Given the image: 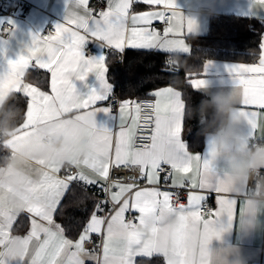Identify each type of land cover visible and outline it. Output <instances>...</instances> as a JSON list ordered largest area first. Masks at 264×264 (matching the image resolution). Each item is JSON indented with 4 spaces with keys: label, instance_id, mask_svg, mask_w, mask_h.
Segmentation results:
<instances>
[{
    "label": "snow or ice",
    "instance_id": "6c2138e0",
    "mask_svg": "<svg viewBox=\"0 0 264 264\" xmlns=\"http://www.w3.org/2000/svg\"><path fill=\"white\" fill-rule=\"evenodd\" d=\"M142 2L149 5L164 4L167 8L176 9V0ZM74 3L76 7L84 8L85 15L70 13L66 5L65 19L75 24L77 29H83L97 40L120 51H123L127 42V45L133 48L189 52V48L182 40L166 38L174 29L179 30L183 27L184 17L177 11H173L172 17L167 18L170 26L165 29L164 36H160L155 30L149 31L147 27L138 28L135 25H151L153 20H165L164 12L132 15L130 19L134 26L129 30L127 21L133 0H109L107 10L99 13V18L94 17L87 9V0H74ZM255 3L264 6V0H255ZM194 26V21L187 20L188 32H192ZM55 30L54 37L40 39L39 35L34 36L26 54L9 61L8 72L0 75V96L14 91L30 98L26 120L21 125L17 141H22L26 137H38L53 128L61 127L54 123V116L60 112L96 114L98 111L105 113L111 111L109 107H93L98 101L106 100L112 91L106 79L105 56L101 55L98 59L86 58L82 50L87 42L86 36L64 27L62 23L55 25ZM261 48L264 49V43L261 44ZM33 60L34 65L31 63ZM30 67L51 72L52 95L23 83L22 77ZM228 71L234 84L243 87V104L264 108V52L258 65H233ZM90 72H95L102 91L97 92L93 89L87 96L78 94L69 77L75 75L77 79L84 80ZM207 83L204 79L194 80L193 86L198 89L205 88ZM154 95L157 97L154 104L125 101L120 105L121 131L117 137L114 159L110 154L112 140L110 129L99 126L95 132L93 155L90 160L74 165L78 169L77 172L59 179L55 173L60 169H53V175L45 174L30 184L28 190L33 194V202L27 208V212L32 216L31 231L24 239L27 255L33 241L36 242V246L30 261H24V264H85V258L98 259L85 249L84 244L89 240L90 234L100 233L102 226L105 225V219L98 215L104 211L101 204L95 205V210L76 241L64 236V229L55 223L53 217L72 183L79 182L86 188L98 184L101 180L107 181L110 166L117 169L121 166L138 168L141 178L146 176L149 183H156L161 165H169L176 174L174 185L183 186L184 180L188 179L192 187L199 186L217 193L228 192L222 183L213 181L210 175H205L212 173L208 161L203 159L201 168V157L191 155L186 143L181 139L185 110L181 93L166 88L156 91ZM130 108L135 116L132 124L124 128L126 114ZM146 109L150 110L145 116L146 121L154 123L151 143L137 149L133 146L135 128L140 113ZM240 114L246 119L249 132L253 135L257 128L258 114L246 111H241ZM85 167L90 169L96 178L86 174ZM168 178L166 175L165 179ZM133 186V183L112 185L119 191L112 193L111 200L120 204V207L107 220L102 264H135V257H150L153 254L162 255L166 264H206L207 240L218 234L216 226L221 225L222 219L231 222L237 201L218 198L219 209L213 214L215 219H203L199 212V204L206 198L202 195L189 196L188 207L180 205L174 208L170 203L171 193L146 189L135 192L131 203L129 200L121 203L120 197L123 192ZM3 191V187L0 186V245L8 239L9 230L15 219V215L4 206ZM130 207L140 213L139 225L125 221L124 214ZM149 214L154 216V224L150 230L144 227L145 217ZM165 217L168 219L167 227L161 224ZM0 264H6L2 255Z\"/></svg>",
    "mask_w": 264,
    "mask_h": 264
},
{
    "label": "clouds",
    "instance_id": "9594fccd",
    "mask_svg": "<svg viewBox=\"0 0 264 264\" xmlns=\"http://www.w3.org/2000/svg\"><path fill=\"white\" fill-rule=\"evenodd\" d=\"M189 12L176 7L187 20L194 21L192 33L198 31L201 17H211L216 0H190ZM206 97L189 108L188 118L196 119L204 136L211 179L220 182L228 193L240 200L238 214L225 224L217 225V235L205 245L206 264H248L242 243L264 233V139L254 140L246 119L240 114V93L235 87L215 92L204 89ZM21 109L14 91L0 96V186L5 208L13 215L27 211L33 202L30 184L43 175L90 160L98 128L95 114L60 112L54 123L61 125L38 137L17 141L21 133ZM154 216L145 217L144 227L151 229ZM167 227V217L161 221ZM235 233V239L232 234ZM24 236L12 235L0 245L6 264H24L27 250ZM215 241V246H213Z\"/></svg>",
    "mask_w": 264,
    "mask_h": 264
},
{
    "label": "crops",
    "instance_id": "0c3cea01",
    "mask_svg": "<svg viewBox=\"0 0 264 264\" xmlns=\"http://www.w3.org/2000/svg\"><path fill=\"white\" fill-rule=\"evenodd\" d=\"M31 5V9L27 11L26 13H20L14 4H12L8 10L0 15V75H4L9 70V61L16 60L21 54H26L27 48L31 46L32 39L34 36L39 35L40 39H46L48 37H44L42 35L43 30L49 26L52 25L55 27L57 24H63L64 27L70 28L73 31H78L81 35L86 36L87 42L83 47L84 49L91 44L99 50L98 56H92L86 58H99L101 55H104V51L106 48H111L114 51H120L119 49H116L112 46L107 45L105 42L99 41L96 38L92 37L89 33L85 32L83 29H77L75 24L69 23L65 19L66 15V5L68 8V11L70 13H74L76 15H85V10L82 7H76L74 0H25ZM107 2V8L109 4V0H106ZM189 2L190 0H176V7L180 8L185 13L189 12ZM90 3L91 0H87V9L90 10ZM107 10V9H106ZM105 10V11H106ZM173 11H176L175 9L167 8L164 4L160 5H149L142 2V0H133L132 6L129 9V19L127 21V27L129 30L134 26L131 23L130 17L132 15H142L147 12H164L166 13H173ZM178 12V11H177ZM179 13V12H178ZM91 14L99 18V13L94 14L91 12ZM182 15V14H181ZM183 16V15H182ZM218 17H234V18H242V19H248V20H254L262 24L264 28V6H261L259 4L255 3V0H216V11L215 14L211 17H201L199 20V28L198 31L195 33L188 32L187 30V19L184 17L183 20V27L179 30L174 29L173 32L167 34V39L169 40H182L184 42V45H186L189 48V52H179V51H171L167 52L159 48L155 49H144V48H133L127 45V42L125 43V47L123 51L130 52V51H153V52H159V53H165L169 55H187L190 54L193 50V45L190 41V38L194 37H203L209 33L210 30V24L211 21L214 18ZM5 21H10L15 25L14 30L11 33L10 40H5L2 37V27L3 23ZM163 20H153L151 25H135V27L143 28L147 27L149 31L155 30L160 36H164V33H161L157 26L162 23ZM56 35V34H55ZM55 35H52L53 37ZM264 43V34L262 36V42ZM102 45V46H101ZM264 52V49L261 48V51L258 55V57L255 60H218V59H211L205 62V65L203 67V70L200 74L192 75L190 77L189 83L191 86L204 93V89L206 88H196L193 86L194 80H200L204 79L207 83V88L211 92L224 90L229 91L232 87H235L239 90L240 93V103L238 104V108L240 111H246V112H255L257 113L256 123L257 128L253 132V139L259 138L264 139V108H260L257 105H244L243 104V87L239 84H234L232 80V76L230 75L228 68H230L233 65H258L257 62L260 60V56ZM85 54V53H84ZM105 56V55H104ZM33 65L35 64V61L33 60L31 62ZM105 67L107 69L106 72V79L108 83L111 85L112 91L114 90V84L111 82L110 74H109V63L108 58L105 57ZM46 78L48 80L47 86L43 87L41 84V78ZM72 80V83L75 86V89L78 94L87 96L93 89H95L97 92H101V84L100 81L97 79V76L95 72L88 73L87 77L84 80H79L75 77V75H71L69 77ZM51 72H49L46 69H37L35 67H30L27 69L24 73V76L22 77L23 83L30 84L33 87H37L40 91L47 93L48 95H52L51 91ZM166 88H172L175 91L180 92L178 89L173 88L171 86H165L156 89L152 96L153 98L157 99V97L154 95L156 91L163 90ZM181 93V92H180ZM14 94H20L22 95L26 100V110H25V118L23 122L20 124L22 125L26 120V114H27V106L29 99L28 97L24 96L23 93H17L14 92ZM181 99L184 101L182 93H181ZM125 101L131 102L130 99H125ZM185 103V101H184ZM93 107L95 108H102V107H108L107 105V99L104 101H98L96 105ZM91 110V109H89ZM111 110V109H110ZM75 112V111H73ZM135 116L134 111L130 108L126 114V120L124 123V128H128L132 124L133 117ZM97 125L107 127L110 129L111 132V151L110 154L112 158L115 157V148H116V141L119 132L121 131V122H120V109L114 113L110 111L109 113H105L103 111H98L95 114ZM184 120H185V110H184V117L182 120V131H181V139L183 142L186 143L187 150L191 155H199L201 157V168H202V161L203 159L207 158V148H206V142L205 138L203 141V145L201 150L199 151H193L189 148L188 144V131L185 129L184 126ZM137 127V126H136ZM136 132V128H135ZM135 136V135H134ZM3 154L4 151H3ZM83 167V166H82ZM115 167H111L109 169V174L111 170ZM135 168V167H131ZM138 169V168H136ZM78 170V169H77ZM84 171L86 174L90 175L92 178H96L94 174L91 173V170L88 168H84ZM55 176L59 179H62L59 177L58 172L55 173ZM158 182L156 183H149L147 177H143L142 180H131V182L121 184V185H127L129 183H133L134 186L130 190H126L123 192V194L120 197L121 203L124 200L131 201L134 199L135 192L141 191V190H152L156 189L160 192H165L166 190H161L157 186L167 182L173 187H187L191 189L192 191L189 193V196H198L202 195L205 197L206 192H212L215 195V210L214 213L219 209V204L217 203L218 198H224V199H235L237 201V204L235 206L234 210V217L238 214L239 208H240V200L239 198L235 197L233 194L228 192H222L217 193L213 190L207 189V188H200L192 187L191 182L188 179L184 180L183 186L174 185L173 180L176 178V174L173 173L171 176L166 180L165 177H162L158 174ZM130 178L133 179V176L130 175ZM199 179V178H198ZM107 181H99L98 184L93 185L100 189H104L106 186ZM119 184V183H117ZM72 189V185H70V188L68 192ZM119 191L118 188L111 187L110 189V197L113 192ZM67 192V193H68ZM169 192V191H167ZM65 194V196L67 195ZM65 196L62 198L61 203ZM162 199V197H161ZM203 203V201L200 202V205ZM189 206V203L186 207ZM60 207V206H59ZM120 207V204H119ZM59 209V208H58ZM95 210V209H94ZM58 212V210H57ZM128 212H133L137 216V222H132L133 224L139 225V219L140 213L132 209L131 207L129 210L124 214V219L126 221V216ZM92 214V213H91ZM91 216V215H90ZM54 221L55 223L61 225L59 222H57V213L54 214ZM90 218V217H89ZM88 218V220H89ZM203 219H215V216L212 217H202ZM31 219L32 216L27 211L20 213L19 215L15 216V219L13 221L12 227L9 230V232L12 235H20L26 237L30 231H31ZM87 220V221H88ZM41 223H45L41 221ZM87 223V222H86ZM227 223L226 219L221 220V224ZM86 225V224H85ZM62 227V226H61ZM106 227L102 226V231L105 239L106 235ZM202 227V226H201ZM83 230V229H82ZM76 236V237H70L66 234L64 231V236L67 239L76 241L79 239V236L82 232ZM100 232V233H101ZM99 233H92L90 234L89 240L91 237ZM232 238L235 239V233L232 234ZM41 239H43V235H41ZM87 240L84 244L85 249L93 256L97 257L98 259H88L85 258V264H102L103 260V246H102V254L99 257L96 253H94L91 249L87 247ZM104 244V240H103ZM36 246V242L33 241L32 244L29 246V253L25 259V261H30L31 256L34 255V249ZM213 246H215V241H213ZM243 253L246 257H249V262H253L255 264H264V233H259L251 237L250 239L245 240L242 245ZM135 264H166V260L162 255L153 254L152 256H137L135 257Z\"/></svg>",
    "mask_w": 264,
    "mask_h": 264
},
{
    "label": "trees",
    "instance_id": "16d2710c",
    "mask_svg": "<svg viewBox=\"0 0 264 264\" xmlns=\"http://www.w3.org/2000/svg\"><path fill=\"white\" fill-rule=\"evenodd\" d=\"M263 34L262 24L254 20L234 17L214 18L207 35L190 38L193 45L190 54L169 55L153 51H130L127 52L123 68L115 64V56L111 54L108 57L110 79L114 89L121 87L124 100L153 98L152 93L165 86L178 89L185 101L184 126L188 131L189 148L199 151L204 136L200 133L197 120L188 118V111L189 108L198 105L206 95L191 86L190 77L200 74L205 62L211 59L255 60L261 51ZM167 57H173L175 60L171 69L165 64ZM41 80L42 86L46 87L48 80L43 77ZM14 96L15 103L21 109L19 121L21 124L25 118L26 100L20 94ZM2 155H4L3 150H0V156ZM95 205L94 198L72 187L58 209L57 222L68 236L76 237L84 228Z\"/></svg>",
    "mask_w": 264,
    "mask_h": 264
},
{
    "label": "built area",
    "instance_id": "2783aa9c",
    "mask_svg": "<svg viewBox=\"0 0 264 264\" xmlns=\"http://www.w3.org/2000/svg\"><path fill=\"white\" fill-rule=\"evenodd\" d=\"M14 4L16 9L20 13H26L31 9V5L25 1V0H0V15L4 14L8 8ZM107 8V2L106 0H91L90 3V10L92 13L97 14L105 11ZM166 19L163 20L162 23H160L157 26V29L164 33L165 29H167L170 24L168 22L167 18L172 17L171 13L165 14ZM15 25L11 23L10 21H5L3 23L2 27V37L5 40H10L11 33L14 30ZM56 34L55 27L52 25L47 26L43 32L42 35L46 38L52 35ZM85 56L92 57V56H98L99 50L96 49L92 44L84 49ZM111 54H114L115 56V64L119 67L123 68L126 63V56L127 53L125 51H114L111 48H106L104 51L105 57H109ZM171 61V63H169ZM175 63V60L173 57H167L166 58V66L168 68H173V65ZM259 64V62H257ZM134 103H155L154 98H139L136 100H133ZM124 103V99L122 98V91L121 87H118L111 91V93L108 95L107 98V105L111 109L112 112L116 113L120 109V105ZM147 113H150V110H144L140 113L139 120L137 122L136 132L134 136V144L133 146L137 149L143 148L145 145L151 143V135H152V129L154 128V123L150 121H146L145 116ZM154 119V117H153ZM254 140H260L259 138H254ZM78 170L74 166H68L65 168H61L58 172V175L60 178L64 179L69 173H75ZM158 174L162 177H165L166 175L168 177L172 174V169L169 165H161V168L158 170ZM130 175L133 176V179L130 178ZM131 180H142L140 177L139 170L136 168L131 167H124L121 166L119 169L113 168L109 174V177L106 182V186L104 189H99L96 186H87L85 188L84 185H82L79 182L72 183V186L78 188L79 190L83 191L87 195L91 196L95 199L96 204H101L104 207V211L101 213H98L102 218L105 219V225L107 223V220L110 219V216L114 214V211L119 208V204H116L112 202L110 197V189L112 185L114 184H125L128 182H131ZM161 190H166L171 193V199L170 203L174 208L179 207L180 205H184L185 207L189 203V193L192 191L191 189L187 187H173L169 183L165 182L159 186H157ZM205 200L199 207V212L201 217H212L214 214V210L216 207L215 204V195L212 192H206L205 193ZM137 222V216L133 212H128L126 216V222ZM104 225V226H105ZM103 240L104 235L103 232L94 235L90 238V240L87 242V247L91 249L94 253H96L99 257L102 254V246H103ZM248 264H255L253 262H249Z\"/></svg>",
    "mask_w": 264,
    "mask_h": 264
},
{
    "label": "bare ground",
    "instance_id": "6f19581e",
    "mask_svg": "<svg viewBox=\"0 0 264 264\" xmlns=\"http://www.w3.org/2000/svg\"><path fill=\"white\" fill-rule=\"evenodd\" d=\"M107 9V8H106ZM127 53V52H126ZM72 185V184H71ZM72 187H74V186H72ZM76 188V187H75ZM78 189V188H77Z\"/></svg>",
    "mask_w": 264,
    "mask_h": 264
}]
</instances>
